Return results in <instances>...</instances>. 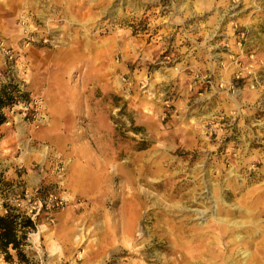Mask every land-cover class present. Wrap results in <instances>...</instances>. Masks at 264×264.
Here are the masks:
<instances>
[{
  "label": "rangeland",
  "instance_id": "374dc122",
  "mask_svg": "<svg viewBox=\"0 0 264 264\" xmlns=\"http://www.w3.org/2000/svg\"><path fill=\"white\" fill-rule=\"evenodd\" d=\"M9 82L0 264H264V0H0Z\"/></svg>",
  "mask_w": 264,
  "mask_h": 264
},
{
  "label": "trees",
  "instance_id": "16d2710c",
  "mask_svg": "<svg viewBox=\"0 0 264 264\" xmlns=\"http://www.w3.org/2000/svg\"><path fill=\"white\" fill-rule=\"evenodd\" d=\"M18 89L13 82L0 85V126L6 123V110L20 102H29L28 95ZM35 226L34 221L18 209L6 206L5 213L0 215V256L5 262L12 263L14 258L18 262L29 260V252L26 253L25 249L30 247L28 235Z\"/></svg>",
  "mask_w": 264,
  "mask_h": 264
},
{
  "label": "built area",
  "instance_id": "2783aa9c",
  "mask_svg": "<svg viewBox=\"0 0 264 264\" xmlns=\"http://www.w3.org/2000/svg\"><path fill=\"white\" fill-rule=\"evenodd\" d=\"M48 199H51V202L50 203H48L47 202V200ZM46 201H42V200H39L38 202H37V205H38V208H33V209H29L28 211H26V212H24V211H20L18 208V210L21 212V213H23L26 217H28L30 220H32V221H35L36 220V217L39 215V213L44 209V210H49L50 208H51V206L52 207H54V205L55 206H57L58 205V203H57V201H55V202H52V195L51 196H49V198H48Z\"/></svg>",
  "mask_w": 264,
  "mask_h": 264
},
{
  "label": "bare ground",
  "instance_id": "6f19581e",
  "mask_svg": "<svg viewBox=\"0 0 264 264\" xmlns=\"http://www.w3.org/2000/svg\"><path fill=\"white\" fill-rule=\"evenodd\" d=\"M193 231V230H192ZM122 237V236H121ZM184 239V238H183ZM175 240V239H174ZM177 240V239H176ZM174 242V241H173ZM170 243V242H169ZM120 246V245H119ZM176 248V247H175ZM177 249V248H176Z\"/></svg>",
  "mask_w": 264,
  "mask_h": 264
}]
</instances>
